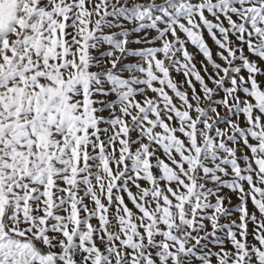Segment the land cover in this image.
<instances>
[{
	"label": "snow or ice",
	"instance_id": "1",
	"mask_svg": "<svg viewBox=\"0 0 264 264\" xmlns=\"http://www.w3.org/2000/svg\"><path fill=\"white\" fill-rule=\"evenodd\" d=\"M0 264H264V0H0Z\"/></svg>",
	"mask_w": 264,
	"mask_h": 264
}]
</instances>
